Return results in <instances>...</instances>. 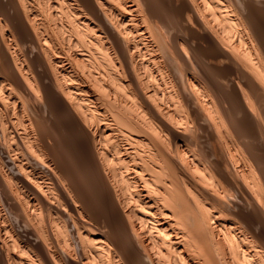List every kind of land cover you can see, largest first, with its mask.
Instances as JSON below:
<instances>
[{
  "label": "bare ground",
  "instance_id": "obj_1",
  "mask_svg": "<svg viewBox=\"0 0 264 264\" xmlns=\"http://www.w3.org/2000/svg\"><path fill=\"white\" fill-rule=\"evenodd\" d=\"M0 264H264V0H0Z\"/></svg>",
  "mask_w": 264,
  "mask_h": 264
},
{
  "label": "rangeland",
  "instance_id": "obj_2",
  "mask_svg": "<svg viewBox=\"0 0 264 264\" xmlns=\"http://www.w3.org/2000/svg\"><path fill=\"white\" fill-rule=\"evenodd\" d=\"M67 144H68V141H67Z\"/></svg>",
  "mask_w": 264,
  "mask_h": 264
}]
</instances>
